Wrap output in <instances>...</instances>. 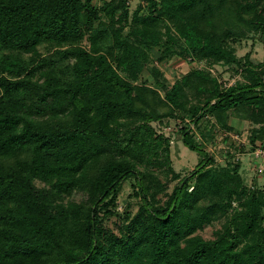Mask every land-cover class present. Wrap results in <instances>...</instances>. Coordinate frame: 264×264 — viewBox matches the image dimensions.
<instances>
[{
	"label": "trees",
	"instance_id": "obj_1",
	"mask_svg": "<svg viewBox=\"0 0 264 264\" xmlns=\"http://www.w3.org/2000/svg\"><path fill=\"white\" fill-rule=\"evenodd\" d=\"M94 1L0 0V264H264V188L239 164L215 167L191 128L206 137L208 115L227 129L241 119L264 144V62L232 46L264 34V0H143L133 12ZM155 48L239 65L245 81L193 67L172 83ZM166 119L185 122L182 141L204 154L188 176L152 125ZM131 179L140 209L117 233L105 216ZM221 219L214 238L197 233Z\"/></svg>",
	"mask_w": 264,
	"mask_h": 264
},
{
	"label": "rangeland",
	"instance_id": "obj_2",
	"mask_svg": "<svg viewBox=\"0 0 264 264\" xmlns=\"http://www.w3.org/2000/svg\"><path fill=\"white\" fill-rule=\"evenodd\" d=\"M104 0L95 4L102 5ZM145 4L143 0H129V7L131 12L135 11L139 5ZM232 46L236 50V55L241 60L249 56L251 62L260 63L264 62V34L262 32H251L247 36L232 43ZM40 51L45 52L46 48L42 46ZM160 48H155L152 51V64L159 67L166 78L170 82H175L177 79L182 78L193 67L206 68L211 71L214 76L222 83L223 86L232 85L238 81H245L244 74L241 73L242 68L239 65L235 69H232L230 65L218 64L213 67L207 66L205 63H192L185 61V59L174 56L173 58L162 59V53ZM151 75L148 70H144V74L141 80H147V82L155 86L154 82L150 81ZM192 101H196V98L192 97ZM207 128L211 129V134L206 137L203 136L201 129H197L195 124L191 125L194 129V137L198 143H201L205 150L208 151L215 161V167L226 166L228 164H239L240 171L249 185H255L264 188V176L257 174L256 166L260 163L254 155L256 147L253 145L252 130L255 127L250 122L243 121L241 119H231V129L222 127L213 116L207 117ZM186 122L190 123V118L186 119ZM185 122L181 119L164 120L163 122H153L152 125L158 133H163L171 140L172 144V166L179 172L181 177L188 176L201 162L203 155L199 151H193L188 148L181 139V129L185 126ZM213 126V127H212ZM258 142V141H257ZM165 181V177L161 176ZM178 183V180L171 181L168 187V192H172L174 186ZM36 184L39 187L43 186L42 182L37 181ZM135 181L133 179L126 181L118 194L115 212L113 214H107L105 216V224L112 228L115 232L119 233L116 224H126L129 219L134 217L140 209V198L136 195ZM72 199L81 201L86 198V195L82 192H75ZM160 202L163 203L167 196L165 192H161L158 195ZM113 209V208H112ZM224 219L215 222L212 225H206L203 229L197 233L202 235L206 239L214 238V231L222 226Z\"/></svg>",
	"mask_w": 264,
	"mask_h": 264
},
{
	"label": "built area",
	"instance_id": "obj_3",
	"mask_svg": "<svg viewBox=\"0 0 264 264\" xmlns=\"http://www.w3.org/2000/svg\"><path fill=\"white\" fill-rule=\"evenodd\" d=\"M254 155L260 160V163L256 166V172L264 176V144H260L256 147ZM234 205L236 204L234 203Z\"/></svg>",
	"mask_w": 264,
	"mask_h": 264
}]
</instances>
